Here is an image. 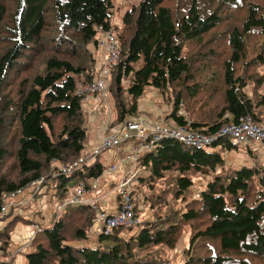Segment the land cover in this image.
<instances>
[{
	"label": "trees",
	"instance_id": "obj_1",
	"mask_svg": "<svg viewBox=\"0 0 264 264\" xmlns=\"http://www.w3.org/2000/svg\"><path fill=\"white\" fill-rule=\"evenodd\" d=\"M113 7L114 0H0V264H14L11 232L23 220L20 214L4 211L5 197L36 182L45 188L43 193L62 202L74 190L73 180L87 184L106 169L99 153L87 156L89 112L85 96L78 93L99 75L90 49H97L99 27L111 28L119 47L108 85L111 129L139 118L138 101L147 87L172 98L164 119L174 125L216 134L243 115L264 124V73L259 71L264 66L262 2L138 0L120 14L121 23L112 22ZM227 12L240 18L219 31ZM209 33V39L201 40ZM222 41L224 49L217 50L216 42ZM255 42L257 53L248 57V45ZM199 55L215 62L204 80L196 72ZM34 59L37 66L31 67ZM27 67L35 72L19 75ZM13 71L18 75L15 92L9 95L4 89ZM206 92L220 93L218 104L210 100L204 108H211L197 115L190 109L192 120L178 115L185 97L198 103ZM210 145H219L220 151L162 136L139 156L138 165L148 175L133 187L134 201L140 194L133 192L151 193L160 183L165 184L161 194L150 195L153 206L166 205L172 196L184 202L178 209L172 206L165 216L140 220L129 238L122 236L132 228L119 227L109 235L98 234L91 244L88 230L94 208L68 204L37 227L29 242L33 250L25 254L27 264H171L152 251L142 252L173 249L185 226L190 241L181 264H262L264 165L254 160L228 166L223 152L239 144L226 135L215 137ZM244 149L255 154L250 146ZM198 175H207L205 184L197 196L187 198Z\"/></svg>",
	"mask_w": 264,
	"mask_h": 264
},
{
	"label": "rangeland",
	"instance_id": "obj_2",
	"mask_svg": "<svg viewBox=\"0 0 264 264\" xmlns=\"http://www.w3.org/2000/svg\"><path fill=\"white\" fill-rule=\"evenodd\" d=\"M170 1L171 2L175 1V3L176 2L179 3V0H170ZM259 1L264 4V0H259ZM137 2H138V0H114L112 22L113 23H121V21L119 19V17H121L120 14L122 12H124L127 9V7H129L131 4H135ZM117 8L119 10H117ZM237 18H240V14L237 15L236 13L227 12L225 19L222 21L223 27L219 28V31L225 29L226 27L230 26V24L236 22ZM100 36H101V34H100ZM211 36H212V33H209V34L205 35L201 40L209 39ZM253 41H255V39H253ZM192 44H194V43H192V42L188 43V45H192ZM224 44H225V41L216 42L215 48L217 50L222 51L224 49ZM257 44H259V42L249 43V45H248V57H252L257 53V49L255 46ZM90 49L94 53L96 59H97V55L102 54V51L99 49V47L97 50H95L94 47L91 45ZM203 51H205V50H203ZM220 51L218 52V54H220ZM35 52H37V53L39 52L38 47H35ZM196 57H197V59H199V61L196 63V72L200 75L201 79H203V80L207 79L208 77H210V75L212 74V71H213V69L211 68V64H214L215 62H213V61L207 62V60H204L201 55L196 56ZM99 63L100 62H98V67H99ZM30 65H31V67L33 65L36 67L37 61H35V59L30 60ZM31 67H27V68L21 70L19 72V75H21V76L31 75L32 73L35 72L34 69H30ZM259 71L261 73H264V66L260 67ZM16 74L17 73L15 71H13L11 73L10 79H9L10 83L7 84L5 89H4L5 92L10 90L9 95L14 94V92H15V88H13V83H14L15 77L18 75V74L17 75ZM247 90L249 93L251 92V86L250 85L247 87ZM206 93H207L206 96L201 95L200 100L197 99L199 101L198 103L192 102V101H190L191 98L188 99V97H185L186 101L184 100L181 103L180 109L178 110V115H185L187 117L186 119L192 120V118L191 119L189 118V117H191L190 115H192V113H193V112L191 113V110L195 112L193 114L197 115L198 113H201L203 111L207 112L208 109L211 108V104L207 108H204L205 105L210 100H211V103L213 102V103L218 104V102L221 99L220 93H212V95H210L209 92H206ZM167 96L169 98V94L162 95L160 92L156 91L155 89H153L151 87H147L144 94L142 95L141 99L138 101V106H139L138 109L140 110L139 111V114H140L139 118L145 116L151 120H154V118H157L156 116H159L157 118V120L166 121V123L173 124L170 119H164V117L171 110L170 102L172 101V98H170V100H169L167 98ZM110 100H111V98H110L109 89H107V91L105 92V94L103 96L94 94L93 97L85 100V101H90L92 105L90 106L89 105L90 103L89 104L87 103L84 106V108L88 110L89 115L95 114V116L90 117L88 119V122H87V129L89 131L87 150H86L87 156H89L95 150V147L92 146L91 144L95 143L97 140L99 142V138L102 136V133L98 134L97 131L102 128L101 127L99 129L98 127L103 122L105 123L106 117L109 114V113H106V111L107 112L110 111V114H113V106H112V103ZM190 103L191 104L196 103V105H191V108H190ZM104 106H106V108ZM98 108H100L102 112H100V110H98ZM193 118L199 119L198 117L197 118L193 117ZM96 119H97V122H96ZM93 133H95L94 138L98 137V139L94 142H92V138H91V136H93ZM9 138H11V135L9 136ZM228 138L231 141H235L230 135H228ZM133 140L134 139H130L128 141L120 143V144L116 145V148L124 149V144L125 143L126 144H132ZM135 140L137 141V139H135ZM252 144L261 146V142H259V141L253 142V143H251V145ZM260 146H259V149L257 151H255V154H254V153H246L244 146L239 144L237 149H232L230 151L227 150V151L223 152V155L226 159L227 165L231 166V167L237 166V165L242 164V163H252V162H254V160H257V162L259 164L264 165V146L263 147H260ZM204 148L207 150L220 151L219 145H217V146H211L210 145V146H205ZM111 149H112L111 147L107 148L108 151ZM253 154H254L255 159L252 158ZM100 160L107 167L110 166L111 163H113V161H111V162L107 161L101 153H100ZM111 178L115 179L116 176H111ZM206 178H207V175L206 176H202V175L194 176L193 177L194 185H193V187H191V189L189 191H187L185 193L186 197L188 198L191 196H197L199 189L204 186ZM116 180H118V179H116ZM76 182H77V180H73L71 186H73L75 188V186L77 184ZM117 183H118V181H114V187L113 188H115V185ZM99 185L104 186V182L100 181ZM164 185L165 184L160 185V183H158V185H156L152 189L151 193H150V190H148V189H146L145 191L139 190L136 193L133 192L136 196H137V194H140L139 196H137L136 201H134V203L136 205V212L139 215V219L143 223L145 220H152V219L157 218L159 216H165V214L168 213V211L170 210V208L172 206L174 209H178L184 203L181 201L180 198L175 200L172 198V196H168V199H167L168 202L166 205H163V206L155 205V206H153V202L151 200L150 195L152 193H158L157 196H159L161 194L160 187H164ZM107 186H110V184H108ZM113 188L112 187L105 188L104 191L100 195H103V194L106 195L107 192H109L111 194V192L113 191L112 190ZM33 191H34V193H33ZM43 191H45V188L40 189L38 187V183L33 182V184L30 187L24 189L20 193H18L16 195L7 196L4 198V204H3L4 211L5 212L9 211V212H11V214H14V215L20 214L23 217V220L20 222H17L16 225L14 226L12 232H11V242L15 243V244L17 242L19 244H24L27 242L26 246L24 247L27 249H25V250L21 249V251H19L16 254L15 249L20 248L22 245L16 246V248H14V246L12 245L14 248L12 251H13V255H15V258H16V256L18 258V255L25 256V254H27L29 251L33 250V248L30 246L29 242L31 240L32 235L36 232L37 227L42 226V225H46V223L49 222V219L53 216V213L60 211L58 208V205L60 203L64 202V201L61 202L55 195H51L50 193L45 194V193H43ZM41 193H43V194H41ZM70 194H71V192H69L67 196H70ZM142 195H148V196L145 199H143ZM133 200H134V196H133ZM147 200L151 204L150 207L148 205ZM117 202H118V200L116 198H115V200L110 201V196H108L107 200L104 203H102V205H99V204L97 205V209H94L95 213L97 210H106V211L112 210V211H114L117 207ZM95 213H94V215H95ZM137 227H138L137 225L134 227H131L132 229L129 232L128 231L125 232V234L122 237L129 238V235L132 234L133 231H135L137 229ZM19 228H27L28 232L25 234V236H23V238H22V235L20 236L21 240L16 238V242H14L12 240V233L14 232V234L18 235L19 230H23V229H19ZM29 229H31L32 232L28 236ZM14 234H13V237H14ZM97 237H98V235H96L94 232L89 233L88 234L89 243L95 244ZM189 241H190V228L188 226H185L178 243L176 244V246L173 249H168V248H166V249L162 248L161 249L158 247H154L153 250H145L142 252V254H144L147 251H149V252L152 251V253L154 252L155 257H162L164 259H167L171 264H181V263H184L186 260V254H187V251L189 248ZM0 255H1V253H0ZM260 263L264 264L263 261H260ZM14 264H15V261H14ZM251 264H255V261H252Z\"/></svg>",
	"mask_w": 264,
	"mask_h": 264
},
{
	"label": "built area",
	"instance_id": "obj_3",
	"mask_svg": "<svg viewBox=\"0 0 264 264\" xmlns=\"http://www.w3.org/2000/svg\"><path fill=\"white\" fill-rule=\"evenodd\" d=\"M98 31L96 44L97 49L99 47L102 51V54L97 55V61L100 62L99 75L90 82L80 86L78 93L85 96L83 100L84 105L87 104L85 100L90 99L94 94L101 96L105 94L109 85L110 69L118 61L119 47L113 30L111 28L102 29V27H99ZM104 107L106 108V106ZM106 113L109 114L106 117L105 123L97 131L98 134L102 133V136L94 146L95 150L93 153L89 155L90 159H92L94 153H101L104 156V152L108 147L112 148L130 139H137V141L135 140L136 142L128 147L123 157L110 164V166H106L105 171L101 175L90 179L87 184L80 182L76 185L74 190L71 191L70 197L58 205L60 211L68 204H87L97 209V205H102L109 195H115L116 199L118 197L119 200L117 199L115 211H96L92 225L88 230V233L94 232L96 235L100 233L109 235L116 228L123 227L124 229H128L138 225L140 219L136 212V205L131 191L133 187L139 185L140 178L148 175L147 169L138 165V158L143 152L151 150L154 142L162 136L171 137L186 144L205 147L210 145L215 137L219 135H230L235 140L233 141L234 143L250 146L255 151L259 149L260 145H251V143L259 141L261 142L260 147L264 146V124L254 123L248 115L239 117L237 122L222 125L216 134H209L192 130L189 124L173 125L157 119L151 120L145 116L128 119L126 122L120 123L114 129H111L109 126L111 114L110 111H106ZM156 117L158 118V116ZM120 167L123 170L119 172L121 178L115 185V188H113L114 183L107 186L110 184L108 175L115 173ZM100 181L104 182V186L99 185ZM111 186L113 188L111 194L107 192L106 195H98L101 191L97 192L96 190L101 187L109 188ZM95 191L96 193H94ZM93 194L97 196L94 197ZM21 249V247L15 249V253L17 254Z\"/></svg>",
	"mask_w": 264,
	"mask_h": 264
},
{
	"label": "crops",
	"instance_id": "obj_4",
	"mask_svg": "<svg viewBox=\"0 0 264 264\" xmlns=\"http://www.w3.org/2000/svg\"><path fill=\"white\" fill-rule=\"evenodd\" d=\"M86 103H90L89 105L91 106L92 104H91V102L90 101H86ZM97 106V105H96ZM96 108V107H95ZM98 110H100V112H102L101 111V109L100 108H98ZM92 116H95V114H90L89 115V118L90 117H92ZM157 118H154V120H156ZM96 122H97V119H96ZM166 122V121H165ZM104 123V122H103ZM103 123L98 127L99 129L103 126ZM94 134L95 133H93V136H91V138H92V142H94V141H96L97 139H98V137L97 138H94ZM98 142V140L95 142V143H93V144H91L92 146H95V144ZM134 142H136L135 140H133V142H132V144L134 143ZM132 144H124V149H119V148H116V146H114V147H112V149L111 150H106L104 153V158H105V156H106V159H107V161H109V162H111V161H113V163L117 160H119L121 157H123L124 156V154L126 153V151H127V149H128V147L130 146V145H132ZM112 164V163H111ZM122 170H123V168L122 167H120V169H118V171H116L115 173H113V174H109L108 175V179H109V181H110V185L112 184V183H114V181H118L119 182V180H120V178H121V175H120V173L119 172H122ZM111 176H116V178L115 179H112L111 178ZM116 179H118V180H116ZM112 187V186H111ZM104 189H105V187H101L100 189H98V190H96L97 192L100 190L101 191V193L104 191ZM96 191L94 192V193H96ZM101 193H99L98 195H100ZM93 196L95 197V196H97L96 194H93ZM110 196V201H112V200H115V195H113V194H111V195H109ZM109 201V200H108ZM116 210V209H115ZM114 210V211H115ZM106 211V210H105ZM107 212H113L112 210H109V211H107ZM19 229H23V230H19V233H18V235H16V234H14V232L12 233V240L14 241V242H16V238L17 239H20L21 240V235H22V238H23V236H25V234L28 232V229L27 228H19ZM31 232H32V230L31 229H29V234H28V236L31 234ZM13 234H14V237H13ZM19 241V240H18ZM26 244H27V242L26 243H24V244H19L18 242L15 244V243H12V245L14 246V248H16V246H20V245H22L21 246V248L22 249H27V248H24L25 246H26ZM13 246H12V249H14L13 248ZM16 258H17V256H16ZM14 259V261H15V264H27V259H26V257L25 256H23V255H18V258L17 259Z\"/></svg>",
	"mask_w": 264,
	"mask_h": 264
}]
</instances>
